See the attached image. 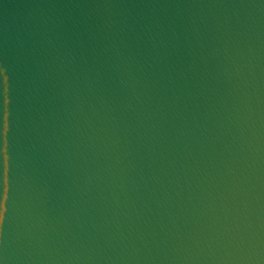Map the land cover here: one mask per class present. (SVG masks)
Listing matches in <instances>:
<instances>
[{
	"label": "water",
	"instance_id": "obj_1",
	"mask_svg": "<svg viewBox=\"0 0 264 264\" xmlns=\"http://www.w3.org/2000/svg\"><path fill=\"white\" fill-rule=\"evenodd\" d=\"M0 264H264V0H0Z\"/></svg>",
	"mask_w": 264,
	"mask_h": 264
}]
</instances>
